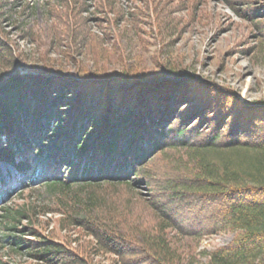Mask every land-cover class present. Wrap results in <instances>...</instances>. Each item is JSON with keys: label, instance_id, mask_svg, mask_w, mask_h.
<instances>
[{"label": "trees", "instance_id": "1", "mask_svg": "<svg viewBox=\"0 0 264 264\" xmlns=\"http://www.w3.org/2000/svg\"><path fill=\"white\" fill-rule=\"evenodd\" d=\"M140 1L155 4L157 26L170 27L162 0ZM97 2L120 14L116 0ZM182 2L197 15V0ZM226 2L254 23L264 58V4ZM128 15L139 25L144 16L140 7ZM1 31L0 24V166L9 163L19 176L32 171L22 190L45 186L53 201V208L1 207L14 221L12 251L35 264H98L101 253L112 254V264H196L197 257L264 264V101L193 74L130 68L35 77L31 105L41 109L31 113L29 75ZM0 180L14 179L0 170ZM137 184L148 194L135 193ZM14 188H0V200L9 203ZM102 188L125 200L108 204ZM56 210L58 226L45 234L35 217ZM222 232L236 236L200 250L205 237ZM0 264L22 263L0 255Z\"/></svg>", "mask_w": 264, "mask_h": 264}, {"label": "rangeland", "instance_id": "2", "mask_svg": "<svg viewBox=\"0 0 264 264\" xmlns=\"http://www.w3.org/2000/svg\"><path fill=\"white\" fill-rule=\"evenodd\" d=\"M116 1L119 15L99 10L97 0H0V13H4L0 19L1 32H5L20 70L29 75L24 107L31 109V113L41 109L31 105V101L36 103L35 77L45 75L52 79L62 74L78 75L80 71L95 74L130 68L153 77L193 74L229 86L243 99L264 101V58L258 52V31L252 21L232 11L226 0H197L198 13L194 17L190 4L181 6L185 0H162L165 15L172 19L168 29L157 26L155 4ZM252 2L254 7L264 4V0ZM136 7L144 15L140 25L128 15ZM47 104L44 109L49 108ZM44 131L51 133L46 128ZM0 169L4 174L16 172L10 164H2ZM103 189L108 204L125 200L113 188ZM134 192L148 194L147 187L139 184L134 186ZM9 198V203L0 201V255L13 263L35 264L24 251H12L9 239L17 233L9 230L14 221L4 217L6 213L1 207L30 202L53 208L51 194L45 186H33L13 191ZM59 214L57 210L37 214L35 218L45 234L56 229ZM235 236L233 232H222L205 237L200 250L227 245ZM112 257L101 253L95 256V261L112 264ZM200 261L203 263L205 259L197 257L196 264Z\"/></svg>", "mask_w": 264, "mask_h": 264}]
</instances>
